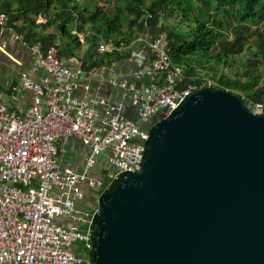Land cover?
Here are the masks:
<instances>
[{"label": "built area", "instance_id": "2783aa9c", "mask_svg": "<svg viewBox=\"0 0 264 264\" xmlns=\"http://www.w3.org/2000/svg\"><path fill=\"white\" fill-rule=\"evenodd\" d=\"M6 23L0 12V28ZM14 39L31 53L46 79L35 83L20 76L13 90L32 93L30 108L21 116L7 108L0 91V264H93L98 195L125 173L139 170L149 130L159 118H167L198 89L215 84L203 78L181 87L185 75L172 65L165 35H151L143 25L127 59L137 67L135 75L141 81L110 79L108 85L117 90L114 100L77 98L80 80L104 67L85 71L82 64H63L57 45L42 49L40 43L29 45L22 35L15 34ZM112 49L98 39V54ZM249 109L264 114V104ZM70 138L88 149L79 173L61 170L56 163L55 143ZM99 158L104 159L108 175L93 174ZM85 191L98 193L90 206L83 204ZM78 242L84 248L75 247ZM80 250L83 254L78 255Z\"/></svg>", "mask_w": 264, "mask_h": 264}, {"label": "water", "instance_id": "95a60500", "mask_svg": "<svg viewBox=\"0 0 264 264\" xmlns=\"http://www.w3.org/2000/svg\"><path fill=\"white\" fill-rule=\"evenodd\" d=\"M93 226V264H264V114L198 89L153 124Z\"/></svg>", "mask_w": 264, "mask_h": 264}, {"label": "trees", "instance_id": "16d2710c", "mask_svg": "<svg viewBox=\"0 0 264 264\" xmlns=\"http://www.w3.org/2000/svg\"><path fill=\"white\" fill-rule=\"evenodd\" d=\"M0 12L7 17L6 27L42 49L54 40L33 31L38 16L45 20L38 27L54 26L70 49L79 48L77 34L84 35L89 49L83 69L128 59L147 25L151 35H165L170 61L185 75L181 87L207 78L215 88L239 97L246 108L264 104V0H151L148 5L145 0H0ZM19 22L28 27L12 26ZM99 38L113 49L98 54Z\"/></svg>", "mask_w": 264, "mask_h": 264}, {"label": "crops", "instance_id": "0c3cea01", "mask_svg": "<svg viewBox=\"0 0 264 264\" xmlns=\"http://www.w3.org/2000/svg\"><path fill=\"white\" fill-rule=\"evenodd\" d=\"M44 23L45 20L43 18L36 19L35 24L37 25L36 28L32 27L33 31L39 34V37L52 35L54 45L58 47V57L63 64L79 66L83 61H87L88 54L83 52L76 56V49L75 51H71L70 46H68V41H64L60 34L55 33L54 26H50L45 30L38 27L40 26L38 24ZM12 26L28 27V25H22V22ZM74 32H76L75 29H73L72 33L75 34ZM15 34L24 35V33H19L13 28H0V91L3 94V101L7 108L21 116L30 108L32 93L30 91L17 92L13 90L18 85L20 76L26 75L33 82L42 83L46 79V75L42 70L36 68L31 53L27 49H24L19 42L15 41ZM78 35L82 39L79 42L83 43L85 36L82 34ZM107 44L109 45V43ZM134 49H131V52ZM65 50H67V53H65ZM101 67H104V69L95 76L87 75L80 80L76 92L77 98L100 97L114 100L117 96V90L112 89L108 85L110 79H127L133 83H139L141 81L135 75L137 73V67L128 62L127 59ZM85 71H88V68ZM55 147L57 149L56 163L61 170H68L73 173L81 172L88 155V149L83 147L74 138H70L66 143L59 140L55 143ZM101 160L103 159L99 158L97 160L93 170L95 176H98V174L102 175L103 173L101 168L104 164H102ZM92 196L93 194L88 195V191H85V202L83 203L85 206L92 204Z\"/></svg>", "mask_w": 264, "mask_h": 264}, {"label": "rangeland", "instance_id": "374dc122", "mask_svg": "<svg viewBox=\"0 0 264 264\" xmlns=\"http://www.w3.org/2000/svg\"><path fill=\"white\" fill-rule=\"evenodd\" d=\"M149 1H151V0H145V5H148L149 4ZM100 5L104 8V9H108V3L107 2H101L100 3ZM125 31V30H124ZM125 33V32H124ZM81 35V34H80ZM80 44H81V46L79 47V48H77L76 49V52H75V54H76V56H77V54H80V53H83V52H87L88 51V49H89V47H88V45L83 41V43H81L80 42ZM123 52H125V51H127L128 49L127 48H125V46L123 45ZM71 51H75V49H71ZM90 52L91 53H95V51H93V50H90ZM247 108L249 109V107L247 106ZM102 161V164H104L103 166H102V172L103 171H105V172H107L105 175H108V173H109V169H107L106 168V165H105V161H104V159L103 160H101ZM93 194V198L94 197H96L97 195H98V193H96V194H94V193H92ZM99 196V195H98ZM90 206V205H89ZM88 209H91V207H87ZM74 246L75 247H78L79 249H81V248H84V243H82V242H78V243H75L74 244ZM81 254H83V251L82 250H80V252L78 253V255H81Z\"/></svg>", "mask_w": 264, "mask_h": 264}, {"label": "flooded vegetation", "instance_id": "af4514ba", "mask_svg": "<svg viewBox=\"0 0 264 264\" xmlns=\"http://www.w3.org/2000/svg\"><path fill=\"white\" fill-rule=\"evenodd\" d=\"M90 194L92 195V192L91 191H88V195H90ZM88 200H89V198H88Z\"/></svg>", "mask_w": 264, "mask_h": 264}]
</instances>
